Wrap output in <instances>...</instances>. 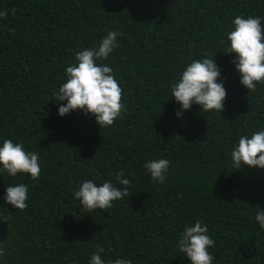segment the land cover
<instances>
[{"label":"trees","instance_id":"16d2710c","mask_svg":"<svg viewBox=\"0 0 264 264\" xmlns=\"http://www.w3.org/2000/svg\"><path fill=\"white\" fill-rule=\"evenodd\" d=\"M0 139L39 154L38 180L0 176L3 264H88L97 245L104 259L133 264H188L179 233L199 219L215 240L214 264H264V170L234 169L230 150L241 134L264 128V85L239 83L226 34L237 15L264 17V0H0ZM119 30L108 60L123 89L125 111L101 129L91 115L63 118L53 101L78 50ZM218 52V53H217ZM226 80L224 110L198 105L176 119L170 84L186 64L213 55ZM166 158L165 184L144 164ZM123 170L130 195L111 209L85 211L73 189L85 179L116 183ZM29 186L28 207L3 200L11 184Z\"/></svg>","mask_w":264,"mask_h":264},{"label":"clouds","instance_id":"9594fccd","mask_svg":"<svg viewBox=\"0 0 264 264\" xmlns=\"http://www.w3.org/2000/svg\"><path fill=\"white\" fill-rule=\"evenodd\" d=\"M7 9H0V20L8 17ZM119 30H108L97 45L78 50L74 63L64 68V77L54 92L58 115L63 118L75 111L91 115L101 128H108L122 117L123 89L115 77L114 68L106 61L118 47ZM227 53L233 54L234 70L239 74V83L250 91L264 85V17L237 15L226 34ZM218 53V52H217ZM213 55L205 54L186 64L179 77L170 84L171 97L179 105L176 119H181L193 105L204 112L222 113L227 97L222 69ZM230 162L234 169L264 170V128L241 134L230 150ZM171 162L166 158H154L144 164L151 180L165 184ZM41 173L40 157L29 151L22 142L0 139V176L27 175L35 181ZM132 184L123 170L116 173V183L105 180L85 179L73 189V198L87 212L111 209L114 202L130 195ZM3 200L16 210L28 207L29 186L25 183L11 184L5 189ZM255 221L264 230V211L257 206ZM0 221H6L0 218ZM7 222V221H6ZM176 250L188 264H214L210 249L215 247L208 227L201 220L188 223L179 233ZM105 249L97 245L88 264H133L128 257L117 256L104 259ZM7 255L4 243H0V264Z\"/></svg>","mask_w":264,"mask_h":264}]
</instances>
